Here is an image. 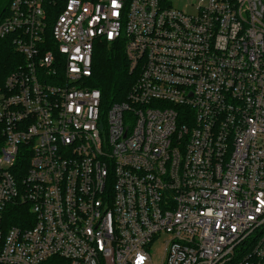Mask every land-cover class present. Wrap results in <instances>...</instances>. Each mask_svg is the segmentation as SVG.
<instances>
[{
  "label": "built area",
  "instance_id": "obj_1",
  "mask_svg": "<svg viewBox=\"0 0 264 264\" xmlns=\"http://www.w3.org/2000/svg\"><path fill=\"white\" fill-rule=\"evenodd\" d=\"M184 1L0 5V264H264V0Z\"/></svg>",
  "mask_w": 264,
  "mask_h": 264
},
{
  "label": "trees",
  "instance_id": "obj_2",
  "mask_svg": "<svg viewBox=\"0 0 264 264\" xmlns=\"http://www.w3.org/2000/svg\"><path fill=\"white\" fill-rule=\"evenodd\" d=\"M8 2L9 0H0V5H7ZM21 61V56L11 44L5 40L0 41V87ZM133 81L134 76L128 72V62L123 51L100 43L94 54L92 77L88 86L101 93L103 104L109 106L125 100Z\"/></svg>",
  "mask_w": 264,
  "mask_h": 264
},
{
  "label": "rangeland",
  "instance_id": "obj_3",
  "mask_svg": "<svg viewBox=\"0 0 264 264\" xmlns=\"http://www.w3.org/2000/svg\"><path fill=\"white\" fill-rule=\"evenodd\" d=\"M171 4L173 8L184 9L185 1L184 0H166ZM162 241H157L150 246L149 253L151 256V264H160L161 261V252H162Z\"/></svg>",
  "mask_w": 264,
  "mask_h": 264
}]
</instances>
